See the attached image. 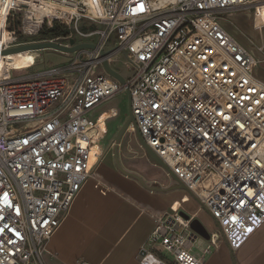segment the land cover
<instances>
[{"label": "built area", "instance_id": "1", "mask_svg": "<svg viewBox=\"0 0 264 264\" xmlns=\"http://www.w3.org/2000/svg\"><path fill=\"white\" fill-rule=\"evenodd\" d=\"M263 2L0 0V52L54 25L66 33L41 40L93 44L64 53L65 63L0 72V264H45L46 242L103 156V114L117 116L113 107L91 112L124 90L143 141L198 203L187 217L181 210L157 214L152 247L139 262L204 264L220 236L237 250L259 229L264 82L255 69L264 51L252 37L251 46L242 44L223 21ZM118 54L131 70L123 83L103 66L106 60L119 73L111 63ZM95 187L109 189L100 180ZM202 209L217 228L196 255L190 222Z\"/></svg>", "mask_w": 264, "mask_h": 264}, {"label": "crops", "instance_id": "2", "mask_svg": "<svg viewBox=\"0 0 264 264\" xmlns=\"http://www.w3.org/2000/svg\"><path fill=\"white\" fill-rule=\"evenodd\" d=\"M260 11L259 8L257 11L230 14L239 18L245 29L256 31L264 26ZM226 20L223 21L226 29L242 44L251 46L239 32L246 33L245 36L251 34ZM261 66L264 65H259L255 71ZM107 114H103L102 121L108 118ZM91 115L97 114L93 111ZM120 165L141 180L121 172L112 156L108 157L105 151L94 169V176L82 184L61 224L46 242L43 252L45 264H76L78 260L91 264H141L142 249L152 247L148 236L157 214L175 210L193 213L198 208L191 192L176 186L178 182L168 175L166 169L152 178ZM98 180L109 187L105 193L95 187ZM195 218L208 232L216 230V223L206 210H200ZM197 239L199 248L194 249V245L191 249L200 255L208 242L204 239L206 244L202 246L203 238L197 236ZM204 258V264H264V223L237 250H231L220 236L217 245Z\"/></svg>", "mask_w": 264, "mask_h": 264}, {"label": "rangeland", "instance_id": "3", "mask_svg": "<svg viewBox=\"0 0 264 264\" xmlns=\"http://www.w3.org/2000/svg\"><path fill=\"white\" fill-rule=\"evenodd\" d=\"M260 13L263 16L264 21V7L260 8ZM227 23L233 24L235 27H239L240 29H243L245 32L250 35L245 36V34L240 33L239 34L246 40H248V37H252L255 46L259 47L262 51H264V26L261 29H257L256 31H249L247 28L245 29L243 26V23L234 16L233 14L226 16ZM250 17L246 18L248 21ZM257 22L258 16H257ZM251 23V22H250ZM260 24V23H259ZM250 25V24H249ZM250 27V26H249ZM38 36H32L29 37V39L37 38ZM113 44L109 43L106 49L111 47ZM16 58L22 60L23 58H26L28 61V64L25 68L30 67L32 70H40L44 67L50 66V65H58L61 63L67 62L70 58L68 54H64L61 52H58L53 49L49 48H43V49H36V50H30L25 51L22 53H19L17 55H14ZM112 60V65L114 68H116L120 75L124 78L128 77L131 70L126 66L124 63V56L123 54L116 55ZM96 74L103 73V67L102 65L97 66L95 68ZM28 69H23L21 71L18 70H12L11 72L13 74H18L22 72H27ZM255 75L260 78L264 82V66H261L255 71ZM109 107H113L116 112V117H110L106 118L102 121V125L100 127V130L98 132V138L100 139V143L105 145L106 147L103 148V154L107 153V156H112L113 160L114 158V152H113V140L120 129V127L124 124V122L128 119L129 113H128V101H127V92L121 91L118 94H116L112 99L101 103L99 106H97L93 111L97 113H100L104 110H106ZM110 142L109 146L108 143ZM117 154L120 164L125 165L126 167L139 171L144 174L150 175V177L155 178L158 176V174H162V170L158 169L157 165H153V163L148 160L146 157L143 148L140 146V144L137 142L135 136H134V129L133 127H128V129L122 134L118 146H117ZM202 239L201 237H198ZM203 245L205 246L206 241L202 239ZM199 245V239L195 242V248L198 249ZM193 251V250H192ZM194 252V251H193Z\"/></svg>", "mask_w": 264, "mask_h": 264}, {"label": "water", "instance_id": "4", "mask_svg": "<svg viewBox=\"0 0 264 264\" xmlns=\"http://www.w3.org/2000/svg\"><path fill=\"white\" fill-rule=\"evenodd\" d=\"M70 46H64L62 44H58L56 42H51L48 40H36L33 42H29V43H25L19 46H14V47H10V48H6L4 50H2L0 52L1 53H14V52H19V51H24V50H36V49H43V48H49V49H53L62 53H71L73 51H75L76 49L82 48V47H93V44L91 43H78V44H74V39H70L69 40ZM103 66L106 70L107 73H109L111 76L115 77L116 79H118L121 83L124 82V78L113 68L110 67L109 63L105 60L103 61ZM127 101H128V113H129V117L128 119L124 122V124L120 127V129L118 130L114 140H113V152H114V158H115V164L116 167L123 172L126 175L129 176H133L135 178H137L138 180H141L139 178L138 175H136L135 173L132 172H128L126 170H124L120 163H119V159H118V154H117V146L119 143V140L122 136V134L128 129L129 125L132 123L133 127H134V136L137 140V142L140 144V146L143 148L146 157L148 158V160H150L151 162H153L156 165L161 166L162 168L166 169L169 172V175L177 181L175 175L173 173L170 172V169L167 167V165L164 164V162L148 147V145L143 141L136 125L135 122L133 120V116L131 114V110H130V97L129 94L127 93ZM178 184H176V186L182 188V189H186L187 188L180 183L179 181H177ZM182 214L187 217V214H185L184 212H182ZM190 228L195 232L196 236L201 237L203 239H207L209 237L208 231L207 229L204 227V225L197 219V218H193L190 222Z\"/></svg>", "mask_w": 264, "mask_h": 264}, {"label": "bare ground", "instance_id": "5", "mask_svg": "<svg viewBox=\"0 0 264 264\" xmlns=\"http://www.w3.org/2000/svg\"><path fill=\"white\" fill-rule=\"evenodd\" d=\"M262 7H264V2L258 6V9ZM1 28H2V22H0V36L2 33ZM25 51H30V50H24V51H19V52H14V53H1L0 54V72H3L4 70L8 68L18 70V71L25 69L26 65L28 64L27 59L23 58L22 60H20L14 56V55H17Z\"/></svg>", "mask_w": 264, "mask_h": 264}, {"label": "trees", "instance_id": "6", "mask_svg": "<svg viewBox=\"0 0 264 264\" xmlns=\"http://www.w3.org/2000/svg\"><path fill=\"white\" fill-rule=\"evenodd\" d=\"M65 33H66L65 29H63L60 26L54 25L50 28H43L37 35L38 37L32 38V40L48 39L54 36L64 35Z\"/></svg>", "mask_w": 264, "mask_h": 264}, {"label": "snow or ice", "instance_id": "7", "mask_svg": "<svg viewBox=\"0 0 264 264\" xmlns=\"http://www.w3.org/2000/svg\"><path fill=\"white\" fill-rule=\"evenodd\" d=\"M249 231H250V229H249Z\"/></svg>", "mask_w": 264, "mask_h": 264}]
</instances>
